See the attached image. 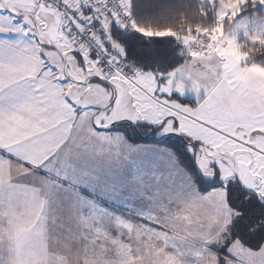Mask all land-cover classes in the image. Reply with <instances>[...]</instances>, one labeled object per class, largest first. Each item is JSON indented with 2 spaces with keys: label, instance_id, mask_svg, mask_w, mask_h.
Listing matches in <instances>:
<instances>
[{
  "label": "snow or ice",
  "instance_id": "6c2138e0",
  "mask_svg": "<svg viewBox=\"0 0 264 264\" xmlns=\"http://www.w3.org/2000/svg\"><path fill=\"white\" fill-rule=\"evenodd\" d=\"M241 2L246 6L251 0ZM51 3L52 0H0V10H3L0 14V27L7 26L11 29L9 32L0 31V57L6 55L14 62L24 55L18 44L6 43L10 38L23 36L41 40L38 29L43 26L47 15L45 9ZM6 4L10 11L5 8ZM255 6L264 7V0H256ZM136 30L146 36L171 34L170 31L154 33L142 28ZM41 46L54 47L51 44ZM75 55L78 58L80 56L78 52ZM40 59H44L47 66L43 54ZM90 59L97 66L107 64L103 72L90 77V82H99L106 88H111L112 97L102 111L92 105L84 109L74 107L78 116L85 111L98 113L92 118L81 117L82 127L86 126L89 150L83 158L82 166L73 170V205L78 208L83 219L98 221L113 214L118 227H127V218L159 230L160 224L153 223L148 214L149 208L160 205L165 200L171 202L174 198L190 196L193 192L198 193L201 198L207 197L220 186L215 176L219 172V163L227 161L221 159L218 163L213 149L220 152L239 148L240 151L235 152V156L242 161L241 167L256 175L264 173V146L257 147L250 137L241 139L224 131L226 125L223 118L215 112L212 93H198L194 99L183 98L182 93L166 86L171 73L157 71L145 75L132 72L131 76L134 78L130 80L129 70L123 68L119 60L106 62L95 57ZM57 80L66 82L71 77L57 76ZM120 81L124 83H118ZM13 83L17 86H9L7 97L0 91V121L6 115L10 121L14 119V113L6 114L5 99L15 106L17 97L29 94L27 84L20 85L17 81ZM196 105L200 107L197 108ZM68 123L69 121H64L38 132L21 130L25 139L7 145L0 143V170L15 161L27 169L46 173L48 169L45 165L55 155L51 147L40 163L24 157L40 149L42 144L62 146V142L66 143L63 129L68 127ZM68 133H71V129H68ZM229 141L232 142L231 145ZM246 149L251 151H244ZM198 157L203 158V164L198 162ZM205 165L214 170L211 177L205 176ZM23 175L29 178L30 173ZM38 179L31 177L33 184ZM233 179L239 185V178L234 176ZM60 182L67 183L66 177ZM7 183L13 188L29 186L14 185L12 180ZM224 188L231 204V185L224 184ZM2 195L0 192V196ZM51 195L55 196L57 193L52 192ZM253 195L259 197V187L253 190ZM32 199L31 212L39 220L43 215L45 202L39 200L38 192L33 193ZM235 200L244 201L242 191L235 196ZM245 203L252 208L261 209L260 212H252L254 218L264 217V201L258 198L255 204L251 199ZM238 211L243 216L248 209L240 208ZM232 224L234 228H239L236 221ZM248 227L244 224L245 231ZM258 228L256 249L264 242V224H260ZM229 246L226 241L220 253L235 259L228 251Z\"/></svg>",
  "mask_w": 264,
  "mask_h": 264
},
{
  "label": "rangeland",
  "instance_id": "374dc122",
  "mask_svg": "<svg viewBox=\"0 0 264 264\" xmlns=\"http://www.w3.org/2000/svg\"><path fill=\"white\" fill-rule=\"evenodd\" d=\"M201 1L202 3L207 2L210 5H215V24L210 29H196L191 33L180 36L176 46L180 48L181 51L179 54L180 56H184V60L178 67L168 72L172 75L166 81V86L182 93L183 98L188 99H194L198 93L200 95L206 92L212 93L215 112L223 118L226 125L224 131L231 132L241 139L250 137L251 142L256 143L257 147H262L264 146V68L259 64L249 61L248 51H251L254 47L264 45V7H260L263 11V16L259 17L255 10H252V14H242L241 11L247 5L242 4L241 0ZM120 2L125 10L128 9V0H120ZM251 2L255 4L256 0H251ZM5 8L10 11L9 5L6 4ZM2 12L3 10H0V14ZM110 16L106 12L101 15L102 28L105 33L108 32V28L113 21L112 16ZM84 17L88 21L93 19V15L90 12ZM51 22L52 17L47 14L43 26L38 29L41 37L40 41L32 37L25 38L21 36L18 38H10L6 43L18 44L20 50L24 52L23 56L25 57L35 56L40 58L41 54H43L49 66L43 64L41 71L47 75L46 77L48 79L54 76L52 75L54 72L53 67L50 65L51 57L54 55L62 59L61 64L59 62L55 64V72L60 77H63V75L70 76L71 70L77 71L81 62L87 73L96 75L103 72L100 66H97L90 59L93 56L87 49L83 45L75 42L71 32L64 30L62 26L59 27L58 37L54 43V47H42L41 44L45 45L48 41L46 30ZM0 31L9 32L11 29L5 26L0 27ZM111 45L112 50H115L119 54L122 53L121 47L117 43L111 42ZM243 48H246V50ZM76 52L80 54L79 58L75 55ZM1 58L6 59L8 57L5 55ZM1 64L0 91L7 97L10 90L9 86L16 87L13 85V81L15 80L9 76L14 78L15 75L6 74V66ZM133 71L145 75L152 73L140 69H134ZM105 76H107L106 73ZM56 82H58L56 88L62 90L69 81L60 82L56 78ZM93 83L88 82L84 84L83 88L90 90L93 88ZM118 83L124 82L120 81ZM106 89L112 97V89ZM84 101L87 100L82 97L78 103L74 102V104L84 107ZM16 102L26 103L27 98L17 97ZM11 104L12 102L5 99L4 106L6 114L11 113ZM88 104L91 105V103ZM195 107L198 108L200 106L196 105ZM82 113L81 117L84 116V112ZM41 115L42 117L44 116L43 113ZM39 120L41 121V127L37 131H43L45 124L50 128L52 127V119L49 120L48 117L44 121L38 117L36 118L35 113L32 116L24 112L20 115V118L11 121L6 115L5 119L0 121V143L7 145L13 141L25 139L21 130L34 132L33 129L28 128V122L33 121L39 124ZM17 121H24L26 128H20L17 125ZM54 122L56 125L62 123L59 121V114L54 118ZM68 129H71L70 134L68 133ZM63 131L67 142H62V146L61 144H42L40 149L24 157L32 160L34 163H40L49 147L55 153V155L51 156V160L48 163L51 165L55 164L58 170L55 179L57 185L55 200L58 203V214H65V212L72 210L65 207V205L67 202H73V193L75 191L73 170L82 166L83 158L89 150L87 138H82V136L77 135L75 128L70 123H68V127L63 129ZM229 144L231 145L232 142L229 141ZM237 151H240V149L233 148L231 151L225 149L220 152H216L213 149L218 163L221 159L227 161L226 163H219V172L215 176L220 186L214 191H217L221 195V202L224 205L223 221L217 227L215 224L212 226L213 229H206L202 234V241L198 240L200 237L192 241H180L176 239L161 241L154 236L137 238L136 241H131V245L136 247L134 250L138 248L137 252L131 258L124 257L125 261L122 260L123 262L121 264H209V261L217 264L219 252L216 250V246L224 244L223 242L229 235L228 228L236 215L235 211L227 203L224 184H235L236 181L233 177L236 176L240 180V185L250 192H253V190L259 187V198L264 201V173L256 175L251 172H246L241 167L242 161L240 158L235 156V152ZM244 151L250 152L251 150L246 149ZM48 154L51 155V153ZM198 162L203 164V158L198 157ZM12 163H15V161ZM11 167L12 165L6 164L3 170H0V185L2 187L9 185L7 184V175ZM203 170L205 176L211 177L213 175L214 170L212 168L205 165ZM65 177L67 183L62 184L60 181L65 179ZM25 200L30 201L28 198ZM153 208V215L150 216L153 222L162 221L165 213L168 224H176L177 216L175 215L174 208L171 206L167 208L163 207L162 209ZM162 224L165 225L164 223ZM184 224L188 225L184 227V230H187V227L193 229L195 226V223L191 221L189 224ZM178 228H183V225ZM148 232L155 234V231L152 229H149ZM165 243L167 247H165ZM201 243L204 246H211L215 252L210 249L202 250L201 254L196 256L195 253L197 251L194 250L195 253L191 251L193 248L189 244L194 245V248H199ZM58 244H62V242L58 241ZM175 244L178 246L174 247ZM229 245L228 251L235 259H230L225 256L224 264H264V243L258 250H251L238 240L230 241ZM161 250L163 253H161ZM101 257L100 260L96 262L91 260L90 263L115 264L116 260L112 257L108 259H105V255Z\"/></svg>",
  "mask_w": 264,
  "mask_h": 264
},
{
  "label": "crops",
  "instance_id": "0c3cea01",
  "mask_svg": "<svg viewBox=\"0 0 264 264\" xmlns=\"http://www.w3.org/2000/svg\"><path fill=\"white\" fill-rule=\"evenodd\" d=\"M99 21L102 26L101 17ZM51 58L50 65L53 67L52 75L54 76L50 75L49 79L41 71L42 65L45 64L44 59L23 56L14 63L8 58L0 59V64L6 66L5 73L15 75L14 78L9 77L20 85L27 84L29 88L28 95L19 96L23 99L27 98L26 103H17L15 100V106L11 104L13 120L20 118L24 112L32 116L35 113L36 118L44 121L48 117L49 120L52 119V127H54L56 125L54 118L59 114L60 122L70 121L69 123L75 128V133L86 138V126L82 127V121H80L83 113L80 116L75 114L74 107L79 105L74 102L78 103L84 97L87 101H84V107L79 106L81 109L91 103L102 111L107 107L111 95L99 82L92 81L93 88L90 90L83 88L84 84L90 82L92 74L87 73L81 63L77 71L71 70V80H68L69 82L62 90L57 89L56 78L60 75L55 72V64L58 62L61 64L62 59L57 55ZM10 64L13 65L10 66ZM13 85L17 86L14 83ZM97 114L93 111L84 112V116L88 118L95 117ZM40 122V120L39 124L33 121L28 122V128L38 132L37 129L41 127ZM23 123L24 121H17V125L24 129L26 125ZM43 127L50 128L46 124ZM10 165L12 167L7 175V181L12 180L17 186H29L13 188L12 185H8L0 188L3 193L0 196V264H93L90 261L96 262L102 258V255H105V259L111 257L115 259V264H121L122 260L125 261L124 257L131 258L137 252L138 248L134 250L136 247L131 245V241H136L137 238L154 236L161 241L169 239L192 241L200 237L198 240L202 241V234L206 229H213L212 226L216 224L217 227L223 221L224 205L221 202V195L214 190L207 197L201 198L198 193L193 192L190 196L174 198L171 202L165 200L155 206L161 209L171 206L175 209L177 216L176 224L169 225L164 213L161 223L153 222L160 224L159 230L148 227L147 224H140L136 220H127V218L125 219L128 226L118 227L113 214L106 215L98 221L85 220L72 201L65 205L72 209L71 211L58 214V203L55 196L51 195L52 192L56 193L57 189L55 179L58 170L55 164L47 163L46 173L27 169L18 162ZM23 173H30L29 178H25ZM31 177L39 179L33 184ZM36 192H38L39 200L45 202L44 212L39 220L31 212L32 195ZM26 198L30 201L25 200ZM153 209V207L148 209L149 216L153 215ZM190 221L195 223V226L193 229L187 227V230H184V227L188 226L184 223L189 224ZM182 225L183 228H178ZM149 229L155 231V234L148 232ZM58 241L62 244H58ZM189 245L193 248L190 249L191 251H197L194 252L196 256H199L202 250L210 249L215 252L211 246H204L202 243L199 248ZM177 246V244L174 245V247ZM165 247H167L166 243ZM161 253H163L162 250ZM209 264L216 263L209 261Z\"/></svg>",
  "mask_w": 264,
  "mask_h": 264
},
{
  "label": "trees",
  "instance_id": "16d2710c",
  "mask_svg": "<svg viewBox=\"0 0 264 264\" xmlns=\"http://www.w3.org/2000/svg\"><path fill=\"white\" fill-rule=\"evenodd\" d=\"M128 4L126 11L132 18L136 29L151 30L154 33L158 31H170L171 33L165 36H146L138 30L124 31L119 28L114 20L111 22L107 33L104 30L99 33V41L114 55L125 60L133 70L140 69L152 73L172 71L184 60V56L179 54L180 48L176 46L180 36L191 33L196 29H210L215 24V5L202 3L200 0H128ZM252 10H255L259 17L263 16L262 9L256 7L252 2H249L241 13L252 14ZM100 26V21L97 20L95 27ZM111 42L117 43L121 47V54L112 50ZM243 49L246 50V48ZM248 54L250 62L259 64L264 68V45L254 47L251 51H248ZM230 185L233 199L230 204L226 192V200L236 213L233 221H236L239 228H234L232 221L228 228L229 235L223 243L238 240L247 248L258 250L264 243L261 242L260 247L256 249L258 226L264 224V217L256 216L254 218L252 212H260L261 209L259 207L252 208L245 203V201L251 199L255 204L258 198L240 184ZM241 191L244 194V201H236L235 196ZM232 205H235V207ZM240 208L248 209V211L241 216L240 211H238ZM237 217H240V219L237 220ZM244 224L249 226L247 231L244 230ZM224 244L216 246V250L219 252L217 264L225 263V256L220 253V249Z\"/></svg>",
  "mask_w": 264,
  "mask_h": 264
},
{
  "label": "built area",
  "instance_id": "2783aa9c",
  "mask_svg": "<svg viewBox=\"0 0 264 264\" xmlns=\"http://www.w3.org/2000/svg\"><path fill=\"white\" fill-rule=\"evenodd\" d=\"M49 7L54 8L60 15V26L73 35V40L83 45L87 51L100 60H119L121 66L129 70V79H133V69L120 57L115 56L100 41L98 34L102 26L95 27L97 20L106 12L112 16L119 28L124 31H136V27L120 0H52ZM92 13L93 19L88 21L84 16ZM107 64L100 66L104 71ZM106 73V72H105ZM107 74V73H106Z\"/></svg>",
  "mask_w": 264,
  "mask_h": 264
},
{
  "label": "water",
  "instance_id": "95a60500",
  "mask_svg": "<svg viewBox=\"0 0 264 264\" xmlns=\"http://www.w3.org/2000/svg\"><path fill=\"white\" fill-rule=\"evenodd\" d=\"M45 12L52 17V22L50 23V25L48 26V28L46 30V37H47L48 41L45 43V45H48V44L54 45V43L58 37V31H59V27H60V15L54 8H51V7H49L48 9H45ZM248 192H250V191H248ZM251 193L253 194V192H251ZM257 198H259V197H257Z\"/></svg>",
  "mask_w": 264,
  "mask_h": 264
}]
</instances>
